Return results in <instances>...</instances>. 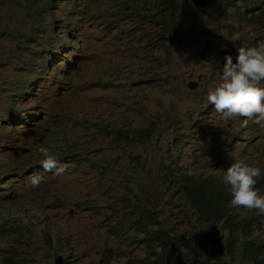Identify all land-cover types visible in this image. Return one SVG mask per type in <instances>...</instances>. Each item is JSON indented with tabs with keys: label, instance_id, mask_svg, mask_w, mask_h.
<instances>
[{
	"label": "rangeland",
	"instance_id": "374dc122",
	"mask_svg": "<svg viewBox=\"0 0 264 264\" xmlns=\"http://www.w3.org/2000/svg\"><path fill=\"white\" fill-rule=\"evenodd\" d=\"M21 2L0 0V16L24 30ZM181 3L176 33L183 41L150 51L154 29L146 0H54L46 23L77 34L73 63H67L63 38L55 60L65 59L46 63L36 49L27 62L21 41L0 35V260L13 254L18 264H54L62 255L64 264H150L148 239L124 198L153 209L171 234L199 230L188 201L158 186L162 166L173 162L222 175L223 162L203 160L210 146L217 157L225 140L230 155L263 148L234 138L243 127L238 116H221L202 125L205 132L194 143L182 140L181 148L170 149L174 130L197 114L191 99L220 83L227 56L205 30L196 42L185 41L198 33L204 10ZM190 80H199V88L189 89ZM104 125L128 131L130 140L103 132ZM152 127L150 135L142 132ZM41 148L67 171L45 172ZM35 174L44 180L32 188ZM256 234L264 235V224Z\"/></svg>",
	"mask_w": 264,
	"mask_h": 264
},
{
	"label": "clouds",
	"instance_id": "9594fccd",
	"mask_svg": "<svg viewBox=\"0 0 264 264\" xmlns=\"http://www.w3.org/2000/svg\"><path fill=\"white\" fill-rule=\"evenodd\" d=\"M53 1L22 0L21 8L26 19L24 30L6 25L0 16V35L6 34L8 40L21 41V47L28 53L27 62H33L31 58L32 49L37 50L42 62L53 63L59 59H65L61 56L55 60V53L60 46L59 40L61 38H63L68 49L67 63H73L77 58L76 50L79 49V40L74 30L67 26H61L58 31H55L46 23V17L51 11ZM189 1L196 8L203 9L204 12L196 20L200 26L198 33L186 37L185 41L196 42L198 37L203 36V30H205L217 41L219 54L227 50V56L222 67L220 83L214 89H210L206 95L191 99L198 107L197 114L191 118L187 127L174 130L170 149L181 148L179 141L182 140L186 144L194 143L205 132L202 125L211 123L215 117L221 116H238L243 127L234 138L255 142L263 148L256 155L243 156L235 151L230 155L228 151L232 148L230 143L227 144L225 140L224 142L228 146L217 157L213 146H210L203 160L206 162L209 159L211 164L223 162L222 175L215 172L197 173L185 165H181L190 174H204L211 184L221 186V190L218 192L205 193L209 203L206 211L208 216L212 215L214 210L213 199H226L228 206L221 221L200 220L199 216L195 214L196 220L203 225L199 230L191 229L181 234H171L170 230L167 228L166 230L171 235H184L187 239L194 237V243L197 244L202 255L195 256L189 247L182 244L180 250L183 259L182 264H264V235L256 234L264 224V131H260L257 126L264 128V41L260 39V33L264 32V28L244 26L243 34L238 32L240 24L234 15L236 12H241L244 0H235L237 7L229 8L228 17L215 24L211 23L210 17L215 15L214 12L219 3H224L225 0H208L205 4H197L193 0ZM176 2L178 8L173 5V0H146L147 8H149L146 14L149 15L148 21L154 29L146 46L149 51L160 48L173 40L183 41L176 33L180 27L177 16L183 5L181 0H176ZM211 4L214 5L206 10ZM259 7L260 2L257 3L256 8ZM250 11L256 18L259 13L258 10L254 12L253 9H250ZM247 29L252 32H246ZM254 40V44H249ZM35 45L38 47H33ZM199 86V80H190L187 83V87L191 90H196ZM172 124L176 125L177 123L173 121ZM188 128L192 129L193 132L187 134ZM154 129L152 127L142 132L150 135L149 131L152 132ZM251 129H254L257 134H254ZM40 152L44 157L41 165L45 172H52L60 176L67 171L68 165L60 163L49 154L48 149L41 148ZM170 164L172 167L180 166H177V163V165H172L173 162ZM161 178L158 183L159 187L173 191L178 197L182 195L192 206L191 200L181 191L178 192L181 183L176 177L169 173L164 175L162 172ZM43 180V175L35 174L29 178L30 186L37 188ZM228 192L230 196H228ZM210 226H215L218 233L220 232L218 237L221 244L219 252L215 255L203 251L199 245L200 233L210 229ZM194 232H196V237ZM155 248L158 252L161 251L160 245H155ZM6 257L11 258L12 254L4 256L0 263ZM227 257L231 258V262L225 263L224 259ZM197 258L200 259L196 263ZM12 260L14 259L11 258L9 264H13ZM15 264L18 263L15 261Z\"/></svg>",
	"mask_w": 264,
	"mask_h": 264
},
{
	"label": "trees",
	"instance_id": "16d2710c",
	"mask_svg": "<svg viewBox=\"0 0 264 264\" xmlns=\"http://www.w3.org/2000/svg\"><path fill=\"white\" fill-rule=\"evenodd\" d=\"M259 2L260 7L257 9L256 6ZM173 5L178 8L176 0H173ZM231 7H237L235 0H225L224 3L220 2L215 9V15L210 17L211 23L215 24L226 19L229 15L228 10ZM250 9H253L254 12L258 10L259 13L256 18L252 15L253 12H251ZM234 18L238 20L240 24L238 30L240 34H243L244 26H259L264 28V0H244L241 12H236ZM102 128L104 129L103 132L114 135V138L120 140L125 139L126 141L130 140L128 131L109 125H105ZM149 133L151 132L149 131ZM161 170L164 175L169 173L180 181L181 187L178 188V192L181 191L191 200L195 214L199 216L200 220L209 221L213 219L214 221H221L223 219L228 206L227 200L223 198L213 199V213L210 216L206 214L209 203L205 193L218 192L221 190V186L211 184L210 181L206 179V175L190 174L187 169L181 166L172 167L171 164H167L163 165ZM228 196H230L229 192ZM124 206L131 209L133 220H139L140 226L136 227L138 232L148 239L145 247L148 248L151 253L149 255L152 256L150 264H182L183 259L180 255L182 244L189 247L195 256L202 255L198 250L197 244L194 243V237H192V239H187L184 235H171L153 210L140 205L138 201H132L130 197L124 198ZM111 229L113 230V228ZM194 235L196 237V232H194ZM155 245L161 246L160 252L156 250ZM11 258L13 259V254ZM11 258L6 257L0 264H9ZM199 259L200 258L196 259V263ZM12 262L15 264L14 260H12Z\"/></svg>",
	"mask_w": 264,
	"mask_h": 264
},
{
	"label": "water",
	"instance_id": "95a60500",
	"mask_svg": "<svg viewBox=\"0 0 264 264\" xmlns=\"http://www.w3.org/2000/svg\"><path fill=\"white\" fill-rule=\"evenodd\" d=\"M197 4H205L208 0H193ZM220 233V232H219ZM219 233L215 226H210V229L203 231L199 236L200 248L210 255H215L219 252V246L221 244L219 239ZM64 257L62 255L55 258V264H63Z\"/></svg>",
	"mask_w": 264,
	"mask_h": 264
}]
</instances>
